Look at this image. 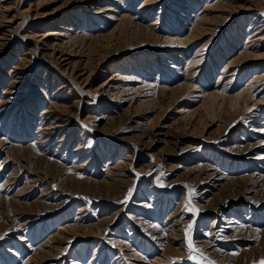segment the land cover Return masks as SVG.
Masks as SVG:
<instances>
[{"label":"rangeland","instance_id":"obj_1","mask_svg":"<svg viewBox=\"0 0 264 264\" xmlns=\"http://www.w3.org/2000/svg\"><path fill=\"white\" fill-rule=\"evenodd\" d=\"M1 99L0 264L264 260V0H0Z\"/></svg>","mask_w":264,"mask_h":264},{"label":"bare ground","instance_id":"obj_2","mask_svg":"<svg viewBox=\"0 0 264 264\" xmlns=\"http://www.w3.org/2000/svg\"><path fill=\"white\" fill-rule=\"evenodd\" d=\"M59 28H62V26H59ZM57 92H62V89L60 88ZM4 94L6 96L7 94H10V92H5ZM7 100H5V99H1L0 100V116L4 115L3 113H5L7 111L9 112V110H10L9 106H11L13 104V102L10 103V102H7ZM9 101H11V100L9 99ZM45 118H46L45 119V123L44 122L43 123H44V126H46V125L47 126L44 127L41 130V132L42 133H47L48 135H50L52 137L56 136L58 134V132L62 129V126H60L58 124V122H56V121H52V122L49 123V121H50L49 117H45ZM60 133H62V132H60ZM46 138H48V137H46ZM263 147H264V145H263ZM0 148L2 150H6L8 147H7V145L5 143H0ZM237 151L240 152L241 154H244V155L248 154L246 148H243L241 150L239 149ZM224 175L225 174L220 169H214V168H211V167H208L207 169H204V171H202L199 183L201 185H205V186L208 187V190H205L204 192H202V195H205V197H204L205 199L208 198L207 197L208 195L213 194L215 191H217L222 186V183L225 180L224 179ZM251 178H252V181H255V183H259L260 184V183L264 182V175H257V173H255L254 175L251 176ZM181 220L184 221V219H182V218H181ZM223 223L225 224L224 227H226V229L231 230L233 232V235L237 236L241 231H244L243 228H242L243 226L242 227L238 226V223L236 221L232 220V219H227L226 218V219H224ZM186 224H187V222H184L182 225H186Z\"/></svg>","mask_w":264,"mask_h":264},{"label":"snow or ice","instance_id":"obj_3","mask_svg":"<svg viewBox=\"0 0 264 264\" xmlns=\"http://www.w3.org/2000/svg\"><path fill=\"white\" fill-rule=\"evenodd\" d=\"M191 227H192V225H189V229H191ZM187 247H188L189 253L200 252V250L197 249L195 247V245L193 244V241H192L190 235H189V238H188V245H187ZM201 255H202V253H201ZM189 259H195V257L190 255L189 256ZM210 264H215V262H210ZM261 264H264V260L261 261Z\"/></svg>","mask_w":264,"mask_h":264}]
</instances>
